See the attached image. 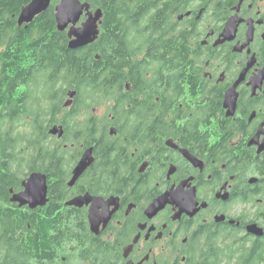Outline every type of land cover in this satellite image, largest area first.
<instances>
[{
	"label": "flooded vegetation",
	"instance_id": "af4514ba",
	"mask_svg": "<svg viewBox=\"0 0 264 264\" xmlns=\"http://www.w3.org/2000/svg\"><path fill=\"white\" fill-rule=\"evenodd\" d=\"M158 7L173 48L150 50L135 29L127 37L128 63L113 68L114 97L95 110L108 116V133L82 143L67 199L53 212L82 218L86 234L66 239L56 264H244L245 252L257 256L264 246V0H158ZM5 11L0 0V60L10 37L36 21L20 26V15ZM55 138L73 146L66 130ZM89 149L93 165L70 186ZM101 168L127 177H90ZM166 194L172 203L150 212ZM86 195L103 199L98 212L111 214L98 232L92 203L68 205ZM194 201L196 213L181 210Z\"/></svg>",
	"mask_w": 264,
	"mask_h": 264
},
{
	"label": "trees",
	"instance_id": "16d2710c",
	"mask_svg": "<svg viewBox=\"0 0 264 264\" xmlns=\"http://www.w3.org/2000/svg\"><path fill=\"white\" fill-rule=\"evenodd\" d=\"M81 1L88 2L93 11L104 12L101 35L94 44L69 49L67 32L57 28L54 1L27 30L18 29L1 53L0 264H29L32 260L36 264H56L66 239L84 237L85 230L78 223L82 218L55 216L53 212L61 210L67 199L65 182L82 143L90 146L99 139L98 132L108 133V116L98 118L95 110L114 97L113 68L128 63L124 46L127 37L135 29L138 39L150 50H157V45L163 43L166 52L174 45L168 29L171 25L160 32L158 0ZM3 2L5 13L12 18L19 16L30 0ZM146 16L150 20L144 23ZM117 73V84L123 85L127 74ZM72 91L77 95L72 107L65 110ZM56 125L65 127L66 143L73 146L66 148L64 143L52 140L50 130ZM78 133L83 135L79 137ZM35 172L46 174L50 181V206L20 208L12 203L11 191L21 192L23 181ZM120 173L114 170L108 175L101 168L92 171L90 177H127ZM244 260V264H264V246L257 256L256 252H245Z\"/></svg>",
	"mask_w": 264,
	"mask_h": 264
},
{
	"label": "water",
	"instance_id": "95a60500",
	"mask_svg": "<svg viewBox=\"0 0 264 264\" xmlns=\"http://www.w3.org/2000/svg\"><path fill=\"white\" fill-rule=\"evenodd\" d=\"M54 1L58 4L55 6V18L59 32H67L69 39V49L78 50L94 44L100 37V27L104 24V12L102 9L93 11L92 6L88 2L81 0H32L31 3L21 10L19 16V25L32 24L35 19L45 12H47ZM99 58V57H98ZM77 93L72 91L69 93V100L65 107L73 105ZM50 134L63 138L65 135L64 126H55L50 130ZM93 149L86 151L82 159L79 161L73 171V177L70 186H73L93 165L94 163ZM23 190L19 193H12V203L19 205L20 208H30L37 210L45 208L49 202V183L46 174L35 172L22 183ZM171 194V193H170ZM170 194H166L157 201H155L149 208L150 212H158L166 207ZM103 199L86 195L78 197L68 203L69 206L83 207L84 205L92 203L93 206L90 211V223L92 230L98 232L101 223L104 225L110 220V215L99 213L98 208ZM196 208V201L183 205L181 210L183 212L194 214ZM253 230V231H252ZM251 232L256 235H262L263 232H256L252 229Z\"/></svg>",
	"mask_w": 264,
	"mask_h": 264
},
{
	"label": "rangeland",
	"instance_id": "374dc122",
	"mask_svg": "<svg viewBox=\"0 0 264 264\" xmlns=\"http://www.w3.org/2000/svg\"><path fill=\"white\" fill-rule=\"evenodd\" d=\"M100 113H103V111H101ZM22 130H24V128H22ZM55 139H57V138H55ZM22 171H24V172H27V173H28V171H27V168H23V169H22Z\"/></svg>",
	"mask_w": 264,
	"mask_h": 264
}]
</instances>
